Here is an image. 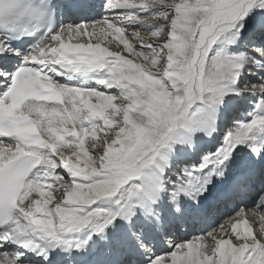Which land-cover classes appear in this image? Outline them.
I'll return each instance as SVG.
<instances>
[{"label":"snow or ice","instance_id":"snow-or-ice-1","mask_svg":"<svg viewBox=\"0 0 264 264\" xmlns=\"http://www.w3.org/2000/svg\"><path fill=\"white\" fill-rule=\"evenodd\" d=\"M0 264H264V0H0Z\"/></svg>","mask_w":264,"mask_h":264},{"label":"bare ground","instance_id":"bare-ground-1","mask_svg":"<svg viewBox=\"0 0 264 264\" xmlns=\"http://www.w3.org/2000/svg\"><path fill=\"white\" fill-rule=\"evenodd\" d=\"M258 219H259V218H257V222H258ZM256 225H257V224H256ZM257 230H258V228H257Z\"/></svg>","mask_w":264,"mask_h":264}]
</instances>
